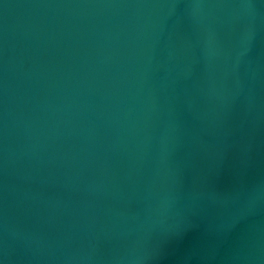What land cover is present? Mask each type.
I'll list each match as a JSON object with an SVG mask.
<instances>
[{
    "label": "water",
    "instance_id": "1",
    "mask_svg": "<svg viewBox=\"0 0 264 264\" xmlns=\"http://www.w3.org/2000/svg\"><path fill=\"white\" fill-rule=\"evenodd\" d=\"M0 264H264V0H0Z\"/></svg>",
    "mask_w": 264,
    "mask_h": 264
}]
</instances>
